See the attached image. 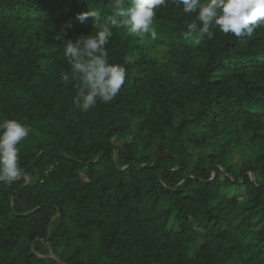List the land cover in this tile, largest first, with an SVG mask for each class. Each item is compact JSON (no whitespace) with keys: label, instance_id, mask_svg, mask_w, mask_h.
Instances as JSON below:
<instances>
[{"label":"trees","instance_id":"16d2710c","mask_svg":"<svg viewBox=\"0 0 264 264\" xmlns=\"http://www.w3.org/2000/svg\"><path fill=\"white\" fill-rule=\"evenodd\" d=\"M112 8L0 0V121L28 126L30 177L0 181V264H264V25L196 46L195 14L171 3L155 39L108 23ZM88 10L127 75L85 113L62 76L66 40L95 34Z\"/></svg>","mask_w":264,"mask_h":264},{"label":"clouds","instance_id":"9594fccd","mask_svg":"<svg viewBox=\"0 0 264 264\" xmlns=\"http://www.w3.org/2000/svg\"><path fill=\"white\" fill-rule=\"evenodd\" d=\"M171 3L186 14H195L185 21L186 39L199 46L206 37L211 39L214 30L231 33L236 38L251 37L264 25V0H112L110 24H123L127 34L143 39L145 35L156 38L153 27L157 9ZM89 17L97 21L95 34L69 39L64 44V57L70 65L71 76L63 74L64 81L74 80L76 95L73 105L81 112H88L97 102L110 103L123 86L127 70L124 65L110 63L106 45L113 36L105 24L100 27V13L88 10L78 13L76 19L83 23ZM119 18V19H118ZM29 128L15 119L0 121V181L12 182L22 172L19 166L20 141L28 137Z\"/></svg>","mask_w":264,"mask_h":264},{"label":"water","instance_id":"95a60500","mask_svg":"<svg viewBox=\"0 0 264 264\" xmlns=\"http://www.w3.org/2000/svg\"><path fill=\"white\" fill-rule=\"evenodd\" d=\"M20 177H26L27 181H29L30 177L27 174H21Z\"/></svg>","mask_w":264,"mask_h":264}]
</instances>
